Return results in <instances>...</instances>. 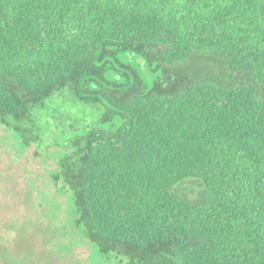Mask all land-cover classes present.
I'll return each mask as SVG.
<instances>
[{
  "label": "trees",
  "instance_id": "1",
  "mask_svg": "<svg viewBox=\"0 0 264 264\" xmlns=\"http://www.w3.org/2000/svg\"><path fill=\"white\" fill-rule=\"evenodd\" d=\"M66 91L101 116L71 154L31 152L64 201L51 230L17 166ZM3 125L0 248L43 222L46 257L64 232L92 264H264V0H0Z\"/></svg>",
  "mask_w": 264,
  "mask_h": 264
},
{
  "label": "rangeland",
  "instance_id": "2",
  "mask_svg": "<svg viewBox=\"0 0 264 264\" xmlns=\"http://www.w3.org/2000/svg\"><path fill=\"white\" fill-rule=\"evenodd\" d=\"M100 116L101 112H99V110L83 106L71 97L69 91H66L65 93H58L50 100L48 107L37 115L38 118L35 124L23 125L26 129L32 130V133L39 137V141L33 148L28 150V153H25L19 159L21 163H25L26 161L29 162L30 164L28 166L35 171L34 175L28 173L29 168H27L26 165L23 163L18 164L17 167L19 169L22 167L19 173L23 174L19 180V186L22 190L20 198L23 197V194L30 191L31 195L33 193L34 202H36L34 204L37 205V202L44 200V207H40L42 209L37 208L36 212L38 217L43 219V221H45L43 214L49 212L50 215L44 217L47 218V223L49 222L48 226H50V228L54 227L60 229L61 225L67 220V216L63 208L64 201L60 202L61 208L55 205L56 199L54 201V197L56 198L58 195L56 190L50 185L48 174L42 169L45 168V159L43 157L46 153H53L58 150L71 154L73 152V143L76 134H82L85 128L96 127L99 123ZM11 134H13L12 131L4 125L0 127V136L2 139H5L3 145H0V151L2 152V156L4 158L7 157V159L10 156L9 153L7 156L3 153L5 146L11 143L13 146L15 145V147H17L15 143H19L16 139H14L15 141L13 140ZM37 147L40 148V153L44 155L42 158L33 159L31 152L37 149ZM6 148L7 150H12L11 147L8 149V146H6ZM26 169H28V171ZM28 178L34 180L35 184L28 183ZM26 206L27 205L21 206L24 208L23 211L21 209L18 210L19 217L20 215L24 217L27 216ZM48 208L50 210H47ZM47 227L43 222L35 224L34 238H32L31 241H27L26 239L24 242V235L22 234H18V238L16 237L14 240H12L11 237H7L8 242L11 241V246L9 248H0V254L2 257H5L4 260L7 264H42L43 257H46L44 256L43 248L46 243L50 241L46 230ZM52 228L51 230H53ZM59 229H54L56 236L57 233L55 231ZM69 230H71V228H69ZM62 233L63 236H57L58 238L56 240L59 239V241H62L63 246L58 248L55 247L56 249L48 247L49 255H47L46 261L49 260V264H88L90 256H92L90 247L80 243L78 236H69L65 235L64 232ZM40 248L42 249L40 250ZM32 249H34V251L39 250L41 255L37 256L36 254L35 259L28 257V253ZM22 256H24L23 260L21 259ZM127 263L128 261L125 260L122 264ZM110 264H119V259L112 260Z\"/></svg>",
  "mask_w": 264,
  "mask_h": 264
},
{
  "label": "flooded vegetation",
  "instance_id": "3",
  "mask_svg": "<svg viewBox=\"0 0 264 264\" xmlns=\"http://www.w3.org/2000/svg\"><path fill=\"white\" fill-rule=\"evenodd\" d=\"M18 207L15 206V208L12 210V212L10 213V215H6L7 217H9L11 220H12V223H10V226H13L15 227L17 230L20 226H24V223H19V219L21 217H19V214H18ZM22 214V213H21ZM26 228L28 229V227L26 226ZM7 231H10L9 229H7ZM13 232V231H12ZM88 264H92L91 262L88 263Z\"/></svg>",
  "mask_w": 264,
  "mask_h": 264
}]
</instances>
